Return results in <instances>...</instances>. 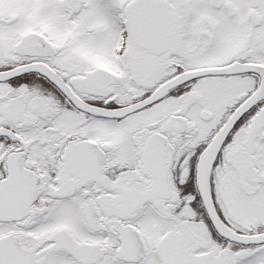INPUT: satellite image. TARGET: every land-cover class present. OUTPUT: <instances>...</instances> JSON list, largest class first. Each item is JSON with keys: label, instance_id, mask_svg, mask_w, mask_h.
Wrapping results in <instances>:
<instances>
[{"label": "snow or ice", "instance_id": "snow-or-ice-1", "mask_svg": "<svg viewBox=\"0 0 264 264\" xmlns=\"http://www.w3.org/2000/svg\"><path fill=\"white\" fill-rule=\"evenodd\" d=\"M0 264H264V0H0Z\"/></svg>", "mask_w": 264, "mask_h": 264}]
</instances>
